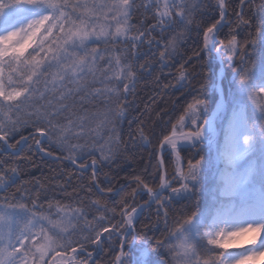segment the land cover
Returning a JSON list of instances; mask_svg holds the SVG:
<instances>
[{
    "label": "snow or ice",
    "instance_id": "6c2138e0",
    "mask_svg": "<svg viewBox=\"0 0 264 264\" xmlns=\"http://www.w3.org/2000/svg\"><path fill=\"white\" fill-rule=\"evenodd\" d=\"M209 7L210 0H0V264H98L94 253L113 252L115 245L110 264H130L127 248L137 241L145 254L166 257L159 264L264 261V0H238L235 7L215 0L218 18L203 28L202 45L193 53L197 60L207 57L201 71L186 67L192 57L179 56L183 62L173 73L181 45L193 30L200 33ZM149 17L152 23H146ZM225 27L228 35L217 40ZM241 27L249 30L243 41ZM213 51L235 67L236 99L224 129L217 195L201 208L206 164L200 150L215 136L204 98L212 86ZM153 58L156 82L166 74L175 81L164 88L184 89L194 74L204 81L142 172L130 178L135 187L121 196L119 211L100 198L85 201L65 183L55 187L73 203L48 198L39 180L16 185L21 163L31 164L28 153H34L67 161L81 176L90 169L81 191L120 196L123 186L114 189L109 173L102 185L98 166L119 160L137 138L151 144L142 126L133 134L129 96ZM185 150L192 153L186 168ZM165 153L177 161L171 178L164 171ZM249 156L256 160L240 167ZM145 173H159V184L153 187ZM177 199L191 203L170 223L169 208ZM153 210L156 222L137 230L140 217ZM161 222L165 231L149 235ZM241 239L259 242L230 252Z\"/></svg>",
    "mask_w": 264,
    "mask_h": 264
},
{
    "label": "trees",
    "instance_id": "16d2710c",
    "mask_svg": "<svg viewBox=\"0 0 264 264\" xmlns=\"http://www.w3.org/2000/svg\"><path fill=\"white\" fill-rule=\"evenodd\" d=\"M214 2L215 0H210V7L204 14L200 33L197 34V32L193 30L187 41L183 45H181L179 55L172 62L173 73L175 72V69L179 67V64L183 62L179 58V56H183L184 60H188L189 57H192L189 63L186 64V67L191 70L195 66L197 68V71H201V66L204 64V59H207V57L197 60L193 56V53L202 45L203 28L208 26V24L214 22V20L218 18V12L211 7V4H214ZM229 3L233 7H235V5L238 3V0H229ZM197 18L200 19L199 14ZM139 19L140 15L139 13H137V15L133 18V23H137ZM152 22L153 21L150 17L146 21V23ZM248 31L249 30L247 28L241 27L238 30V39L241 41L246 39ZM228 33L229 28H223L218 35L217 40L226 38ZM120 47H123V45H120ZM217 47H219V44H217ZM211 56V71L208 73V79L210 80L212 86L207 88L204 94V98L207 101V111L205 114L206 117L211 112L217 98L216 76L219 70V63L217 61L215 51L211 53ZM144 59L145 57L141 56L140 62L143 63ZM153 59L154 62L150 72H144L140 76V79L137 83L135 96H129V100L133 101V107L129 113V118H134L132 124L133 134L135 135V129L138 126H142L145 129L146 134L149 135L151 144L146 145L142 141H139V139L137 138L136 145L132 146V144L129 143L126 152L121 156L119 160L111 165L105 164L103 166H98V179L102 185H107L104 174L109 173L110 176L114 178L111 183V186L114 189L123 186V190L121 191L120 196L106 198L102 194L98 193L95 188H93L92 193H88L87 190L81 191L79 186L82 184H88L90 181V169L85 172L83 176H81L76 171L75 167L67 161L61 162L58 160H51L43 154L34 153H28L32 156L31 164L21 163L22 172L20 179L16 181V185H19L21 180L28 182L39 180L40 183L44 185L45 189H47L48 198L60 200L64 203H73L70 198L66 197L63 192L55 187L58 183H65L68 192H72L73 188H76L79 196L83 197L85 201H87L88 199L100 198L101 202H106L109 208L116 207L117 211H119L118 201L120 200L121 196H123L126 192L131 191V187H135L134 184H132L131 186L129 185L130 178L142 172L149 161V155L158 151L159 141L163 139L164 135H167L172 131L173 124L179 123L180 117L184 114V109L187 103L191 101L192 96L196 94L197 90L200 87V84L204 81L203 75L194 74L193 77L190 78L189 85L184 89H180L179 86L175 88H164V84L170 82L175 83V81L172 75L166 74L160 77V82L158 84L155 80V77L159 75L158 63L155 62V58ZM224 61L225 62L223 63V68L225 70V73L221 79V85L226 96V105L225 109L222 112V115H227L229 110H232L234 101L236 99V88L234 84L235 67L231 62L227 61L226 57L224 58ZM165 71L167 73V70ZM218 128L220 129V123L218 125ZM128 132L129 125L127 121H125L122 128V133L125 139H127ZM27 134L28 132L25 131L24 135ZM16 138L18 139L19 137ZM218 144L219 143L217 138L214 142L206 146H202L200 150V156L204 157L206 164L205 181L202 185L203 191L199 196L201 208L207 207V205L211 202L213 196L217 195V184L219 182V177H216V171L221 165L222 160ZM25 150L27 151L26 146ZM124 156H127V160L124 159ZM181 156L184 167L186 168L187 160L191 158L192 153L188 150H185L181 154ZM253 160H256V157L249 156L248 158H246V161L240 162L239 166L243 167L244 165L251 163ZM151 163L155 165L156 160L153 159ZM164 168L169 178H171L175 170V164L173 157L167 153H165ZM152 172H154V169L149 168V173ZM144 175L153 187L159 184V173H156L155 177H153L152 175H148L147 173H145ZM69 176L71 177V179H69ZM53 177H55V179H53ZM16 185H13V187L9 189V192L14 191ZM173 186L178 185L174 184ZM29 187H31V184H29ZM145 199H147L146 195L137 197L136 203H142ZM190 203L191 202L185 200H174L169 208V222H173L174 219L179 215V213L184 209L185 205H190ZM149 215L150 219H148ZM89 219H91V215L89 216ZM155 222L156 216L153 210L151 214L145 213L144 216L140 217V220L136 224V228L137 230H139L143 228L145 224ZM164 231V224L163 222H161L158 225V230L155 231V233L150 232L149 235L154 234L156 236H160ZM115 251H118V245L114 246L113 252L94 253V256L98 264H110V261L114 257ZM129 252L130 264H159V261L161 259L166 258L163 254L157 255L155 252H152L150 250L147 254H145L144 246L140 245L138 241L132 243V247Z\"/></svg>",
    "mask_w": 264,
    "mask_h": 264
},
{
    "label": "rangeland",
    "instance_id": "374dc122",
    "mask_svg": "<svg viewBox=\"0 0 264 264\" xmlns=\"http://www.w3.org/2000/svg\"><path fill=\"white\" fill-rule=\"evenodd\" d=\"M29 50H31V49H29ZM99 86V85H98ZM225 109V107L223 106L222 108H221V111H220V114H219V116H217V119H216V121H215V127H216V129H217V126L219 125V123H220V129H219V132H218V146H219V148H220V153H221V151H222V149H223V135H224V129H225V127L227 126V123H228V120H229V117H230V115H231V112H229L227 115H222V112H223V110ZM217 136V131H216V135H215V137ZM220 136V137H219ZM221 166H219V168L217 169V176H220V174H221V172L223 171V169H224V163H223V160H221ZM175 166L177 167V161L175 160ZM259 241L257 240V241H255L253 244H249L248 242H247V239H241V242L238 244V245H236V246H234V247H232V248H230L229 249V251L230 252H240V251H244V249L246 248V247H253V246H255V244L256 243H258ZM255 264H264V261H262V260H258V261H256L255 262Z\"/></svg>",
    "mask_w": 264,
    "mask_h": 264
},
{
    "label": "water",
    "instance_id": "95a60500",
    "mask_svg": "<svg viewBox=\"0 0 264 264\" xmlns=\"http://www.w3.org/2000/svg\"><path fill=\"white\" fill-rule=\"evenodd\" d=\"M218 60L220 62V72H218L217 74V100L213 106V109L211 111V114H210V117L209 119L213 120L215 122V118L217 116V114L219 113L222 105H223V101H224V94H223V89H222V86H221V76L224 74V69H223V66H222V63L220 61V58L218 57ZM215 127V126H214ZM51 159H53L52 157H49ZM55 160V159H53Z\"/></svg>",
    "mask_w": 264,
    "mask_h": 264
}]
</instances>
